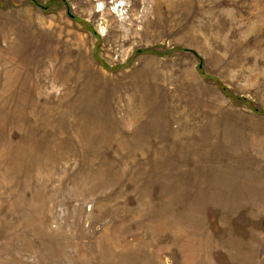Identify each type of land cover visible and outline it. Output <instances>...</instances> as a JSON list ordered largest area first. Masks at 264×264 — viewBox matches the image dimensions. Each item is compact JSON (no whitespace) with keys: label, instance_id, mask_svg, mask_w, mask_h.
Listing matches in <instances>:
<instances>
[{"label":"rangeland","instance_id":"374dc122","mask_svg":"<svg viewBox=\"0 0 264 264\" xmlns=\"http://www.w3.org/2000/svg\"><path fill=\"white\" fill-rule=\"evenodd\" d=\"M37 1L0 0V264H264V0Z\"/></svg>","mask_w":264,"mask_h":264},{"label":"trees","instance_id":"16d2710c","mask_svg":"<svg viewBox=\"0 0 264 264\" xmlns=\"http://www.w3.org/2000/svg\"><path fill=\"white\" fill-rule=\"evenodd\" d=\"M33 1H34L35 4L42 6V4H40L37 0H33ZM194 53H195V55H197L196 52H194ZM197 56H199V55H197ZM200 62H202V59H200Z\"/></svg>","mask_w":264,"mask_h":264}]
</instances>
